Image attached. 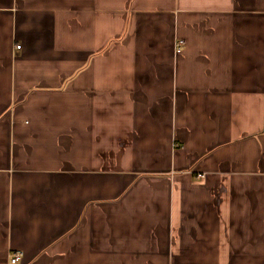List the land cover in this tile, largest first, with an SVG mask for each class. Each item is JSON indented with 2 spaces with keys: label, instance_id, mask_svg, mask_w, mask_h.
<instances>
[{
  "label": "crops",
  "instance_id": "0c3cea01",
  "mask_svg": "<svg viewBox=\"0 0 264 264\" xmlns=\"http://www.w3.org/2000/svg\"><path fill=\"white\" fill-rule=\"evenodd\" d=\"M16 253L264 264V0H0V264Z\"/></svg>",
  "mask_w": 264,
  "mask_h": 264
},
{
  "label": "built area",
  "instance_id": "2783aa9c",
  "mask_svg": "<svg viewBox=\"0 0 264 264\" xmlns=\"http://www.w3.org/2000/svg\"><path fill=\"white\" fill-rule=\"evenodd\" d=\"M185 43L181 42V44L177 45V48L184 47ZM18 49H21V46H17ZM23 255L21 253H16L11 256V264H19L22 261Z\"/></svg>",
  "mask_w": 264,
  "mask_h": 264
}]
</instances>
